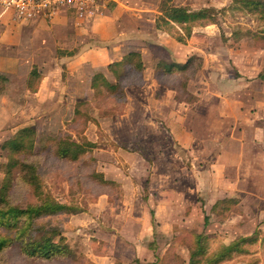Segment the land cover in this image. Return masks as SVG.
<instances>
[{"label":"rangeland","instance_id":"1","mask_svg":"<svg viewBox=\"0 0 264 264\" xmlns=\"http://www.w3.org/2000/svg\"><path fill=\"white\" fill-rule=\"evenodd\" d=\"M232 1L179 0L176 4L183 2L182 7L192 10H219L218 25H209V34H197L200 37L183 46V52L179 49L171 54L156 47L148 50L143 57L145 71L124 80L123 96L95 95L90 88L89 73L94 71L90 64L73 73L76 68L68 69L67 54L79 55L102 46L69 15H59L52 25L21 27L14 32L21 38L13 47L14 53L30 55L33 60L24 64L19 75L0 74V147L15 138L19 129L33 126L34 152L40 155L45 189L59 202L75 203L82 210L44 219L60 229L76 260H29L10 250L4 254L6 264H135L136 259L141 263L186 264L193 235L202 232L208 235L209 252L238 237L255 234L257 242L247 247V254L221 264H264L263 160L253 165L254 171L237 187L216 188L218 182H211L213 186L198 189L195 173L184 169L188 155L183 149L184 127L172 113L178 106L172 110L155 102L166 101L165 92L179 85L177 76L153 77L152 67L158 60L224 55L227 76L222 75L221 80L239 77L241 64L250 67L243 82L259 80L257 75L264 69V21L233 6ZM256 37L260 38L256 41ZM33 68L46 78L38 95L39 86L36 94L27 87L29 73L27 77L25 73ZM101 69L110 79L107 69ZM153 80L156 90L148 87ZM259 81L264 84V80ZM79 103L87 105L81 109L84 115L77 119ZM60 134L94 143L91 160L68 164L43 153L46 140ZM5 162L0 148V183ZM93 171L117 186L98 185L90 179ZM20 197L23 201L26 196ZM223 198L238 202L228 211L219 208L212 212V205Z\"/></svg>","mask_w":264,"mask_h":264},{"label":"crops","instance_id":"2","mask_svg":"<svg viewBox=\"0 0 264 264\" xmlns=\"http://www.w3.org/2000/svg\"><path fill=\"white\" fill-rule=\"evenodd\" d=\"M178 1L170 0L168 5L182 6L183 2L176 4ZM162 4L163 0H115L109 3L103 17L80 26L94 43L102 46L96 47L97 50L89 49L79 55L67 56L68 69L76 68L71 70L73 73L90 64L94 70L89 73L92 76L97 72L103 73L102 67L107 69L109 64L120 61L129 52H139L142 59L152 48L167 49L171 54L179 49L183 52V46H190L195 42L193 39L200 37L199 34H209L211 26L196 27L186 43L181 44L166 32L157 30L155 20L161 14ZM13 24L0 9V74L19 75L24 64L33 60L30 55L14 53L13 47L19 45L21 39L14 32L21 27L45 25L43 22ZM188 56L191 55H182L172 61H182ZM200 56L202 68L195 81L187 85L188 92L197 100L193 104L178 103L171 90L164 94L166 101L155 102L172 110L178 106L172 113L183 123V149L188 154L184 169L195 173V187H211V182H218L214 185L216 188L219 185L222 188L237 187L254 171V164H260L261 160L264 164V84L260 85L262 82L254 79L243 82V76L248 74L250 67L242 64L238 65L239 77L221 80L222 75L227 76L224 55ZM159 61L172 62L158 60L154 66ZM28 73L29 70L25 73L26 77ZM204 76H207L205 82ZM45 80L42 79L36 95L41 93ZM148 87L156 90L154 80ZM177 112L183 115H177ZM198 128L203 130L200 132ZM246 172L248 174L244 175Z\"/></svg>","mask_w":264,"mask_h":264},{"label":"trees","instance_id":"3","mask_svg":"<svg viewBox=\"0 0 264 264\" xmlns=\"http://www.w3.org/2000/svg\"><path fill=\"white\" fill-rule=\"evenodd\" d=\"M170 0H163L161 14L155 20V28L169 34L178 43L185 44L190 38L193 29L218 25L219 10L206 7L192 10L187 7L168 5ZM233 6L251 14L258 15L264 21V0H233ZM261 39L264 37V29ZM236 34V33H235ZM239 38V36L237 37ZM260 37H256L257 41ZM65 54V53H63ZM66 55V54H65ZM64 55V56H65ZM66 56H73L72 53ZM203 60L200 55H191L182 61H159L153 67V77L179 78V85L171 87L174 91V100L178 103L193 104L195 97L188 92V83L201 70ZM110 79L102 72L93 74L90 78V88L95 95L123 96L122 83L132 74H142L145 65L139 52H129L120 61L107 66ZM176 77V78H177ZM36 68L28 75L27 87L36 92L41 81ZM257 79L264 80V69L257 75ZM87 104L79 103L75 117L80 119L81 112ZM86 117L85 121H88ZM36 131L33 126H27L16 132V137L8 139L1 145L6 162L1 170L3 179L0 183V264H6L4 254L15 250L19 255L29 260L52 262L56 260H76L75 253L69 248L60 229L50 225L44 219L59 215L76 214L82 209L75 203H61L43 184L40 176V155L34 152ZM95 144L86 139L76 141L68 134L50 137L43 146V153H48L57 161L68 164L87 163L91 160V151ZM90 179L100 186L114 187L115 182L104 178L102 173H90ZM18 189H22L20 192ZM24 194L23 201L20 195ZM237 199L223 198L217 200L211 208L216 212L228 211L236 205ZM151 222H155L151 212ZM203 224L208 225L205 215ZM208 235L204 232L194 234L191 245L187 248L188 259L186 264H221L233 256L247 254V247L257 242L255 234L238 237L228 244L221 245L216 251L209 252ZM135 264H158L157 261L141 263L138 259Z\"/></svg>","mask_w":264,"mask_h":264},{"label":"built area","instance_id":"4","mask_svg":"<svg viewBox=\"0 0 264 264\" xmlns=\"http://www.w3.org/2000/svg\"><path fill=\"white\" fill-rule=\"evenodd\" d=\"M111 2L115 0H0V9L21 25L40 22L52 25L59 15L67 14L78 26H84L103 17Z\"/></svg>","mask_w":264,"mask_h":264}]
</instances>
